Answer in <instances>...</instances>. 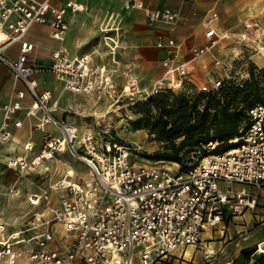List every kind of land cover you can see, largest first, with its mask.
<instances>
[{"label":"built area","instance_id":"built-area-1","mask_svg":"<svg viewBox=\"0 0 264 264\" xmlns=\"http://www.w3.org/2000/svg\"><path fill=\"white\" fill-rule=\"evenodd\" d=\"M124 7L142 11L149 21H172L177 17L170 8L150 9L144 0H124ZM82 9L83 5L73 0L62 6L52 0H0V66L11 70L24 85L14 99L0 103L4 111L0 150L13 137L14 130L22 126L17 112L28 93L32 99L28 115L36 118L30 125L45 133L43 147L32 159L11 157L9 166L32 172L56 153H69L85 165L89 174V178L78 172L69 176L62 166L50 189L28 195L32 205L45 203L46 211L34 212L27 227L9 233L0 221V263L6 260V264H25L21 260L27 258V264H155L168 254L197 245L203 231L216 226L226 214L255 207L259 191L264 190V101L247 109L249 121L240 127L241 135L234 146L191 160L176 171L163 160H138V149L113 135L116 126L109 109L93 115L94 127L84 131L56 117L57 102L52 100L51 91L39 89L37 75L47 69L28 60L34 44L26 34L34 23H49L50 36L62 41L68 29L66 14ZM217 19V12L204 18L207 42L193 49V60L216 46L220 38ZM248 24L247 27H257L256 23ZM15 43L20 44L19 54L7 55ZM159 45L168 48V57L163 60L164 80L153 86L151 94L161 92L163 85L175 91L183 89L192 61L175 60L181 43L174 39ZM52 57L49 71L68 90L95 92L99 98L107 95L114 100L111 107L120 103L124 95L133 98L139 92L136 78L119 88L104 66L92 63L89 53L69 56L57 47ZM213 62L220 65L216 57ZM224 82L222 78H211L202 90H218ZM124 115L128 116L126 112ZM49 125L60 134L52 133ZM217 144L212 141L202 147L214 149ZM25 149L32 151L33 144H26ZM10 192L20 191L14 184ZM42 225L46 227L40 229ZM60 233L66 237L64 246L57 243Z\"/></svg>","mask_w":264,"mask_h":264},{"label":"crops","instance_id":"crops-1","mask_svg":"<svg viewBox=\"0 0 264 264\" xmlns=\"http://www.w3.org/2000/svg\"><path fill=\"white\" fill-rule=\"evenodd\" d=\"M66 1L68 0H52L56 6H62ZM73 1L81 3L83 9L77 12L69 11L66 14L68 29L62 41L50 36L49 23H34L29 28L26 38L34 44V48L28 54V60L34 65L39 67L51 65L52 51L62 47L69 56L91 54L92 63L104 66L119 88H123L130 78H136L139 91L142 86L146 87L145 89H152L164 76L163 60L168 57V48L159 44L166 45L169 39H174L181 43L175 60L193 62V49L207 42L203 20L211 12H217L218 19L215 26L220 38L212 51L205 55L209 64L212 65L213 57H216L221 64L222 53L228 57L239 48L243 58L264 67V52H252L248 47H244L245 51H243V46L240 45V34L250 29L246 26L248 23V25L250 22L256 23L257 31L264 30V0H144L152 10L170 8L177 14L172 21L165 19L149 21L142 11L126 9L124 0H84L85 5L80 0ZM116 24L119 30L113 29ZM104 35H108L110 39L106 40ZM19 49L20 44L15 43L6 54L16 57ZM195 60L196 70H191L189 76L197 85L212 78L210 72L212 69L208 73L205 72L200 58ZM211 67L214 69V66ZM48 77L55 79L54 87L49 85ZM37 78L39 89L50 90L52 100L57 102L55 116L74 123L79 131L93 128L94 121L89 123L93 119L92 116L108 110L98 112L96 105L102 103V97L99 98L95 92L78 93L66 89L52 71H41ZM23 88L24 85L15 78L11 70L0 66L1 104L14 99L16 91ZM21 102L22 108L17 112V117L22 120V126L14 130L13 137L4 142L0 150V221L5 223L7 233L22 230L30 224L34 212L47 210L45 203L32 205L29 202L27 205V201L26 203L21 201L24 194L27 200L30 194L24 191L47 190V182L43 181L36 185L29 177L21 176V174L26 176L30 172L24 173V170H15L8 165L11 157L27 156L32 159L40 152L44 143L45 133L30 125L36 120L35 117L28 115L29 105L32 102L30 95L27 93ZM3 118L4 111L0 109V125ZM48 129L56 135L60 134L52 125H49ZM26 143L33 144L32 151L25 149ZM62 154L56 153L52 158L45 160L43 162L45 166L38 168L39 174L43 177V173L48 170L46 163L49 161L53 164L50 171L57 175V169L61 170L63 160L67 163L72 162L79 174H85L80 173L75 166L76 162L85 166L83 163L74 157L71 159L69 153H67L68 158L61 156ZM57 179L58 176L54 182ZM14 184L20 191L17 194L10 192V187ZM52 184L53 182H50L48 187ZM52 195L54 197L55 193ZM45 227L46 225H42L40 229ZM5 262L6 260H2L0 264H6ZM21 263L27 264L29 259L24 258Z\"/></svg>","mask_w":264,"mask_h":264},{"label":"rangeland","instance_id":"rangeland-1","mask_svg":"<svg viewBox=\"0 0 264 264\" xmlns=\"http://www.w3.org/2000/svg\"><path fill=\"white\" fill-rule=\"evenodd\" d=\"M80 1L84 3V0ZM257 27L251 26L248 31H242L240 34V45L243 46V51H245L244 47H248L252 52H264V30L257 31ZM240 51L238 48L228 57L222 53L221 62L224 65L220 64L216 66L214 62L210 65L206 56L201 57L200 60L205 72L208 73L212 69L210 71L212 78H222L225 81L233 80L241 87L246 82L252 80V73H254L256 78L260 80L258 92L255 93L254 99L259 98L264 100V67H260L250 60L243 58ZM195 61L192 62V65L194 64V68L191 69L192 71L196 70ZM211 66H214V69ZM42 67L49 71L51 65H43ZM163 80L164 78L162 77L157 83H161ZM48 83L52 87L56 85L53 77H48ZM205 84H210V79L206 80L205 83L196 85L190 80V76L188 75L183 89L175 91L163 85L161 92L151 94V88L145 89L146 87L144 88L142 86L141 91L135 94L133 98L124 95L121 102L114 104L112 107L111 104L114 100L107 95H102V103L96 105V108L98 112L101 110V112H105L106 109L111 111V119H114L116 126L113 135L121 139L124 143L136 147L138 151H136L135 155L138 160L148 161L149 163H157L163 160L172 170L176 171L181 166L185 167L191 160L197 161L206 155L224 151L226 149V143L219 144L214 149L205 146L189 150L188 146H182L184 137L177 138L174 141H165L161 136L152 132L147 127V122L162 115V99L159 97L160 94L166 95L173 102L182 101L188 96L193 97L192 99L195 100L199 94L206 93L202 90ZM252 99L253 96L250 98L249 103ZM132 100H137V104L131 103ZM196 100L199 102V106L203 107V101L201 100L200 102V99ZM249 103L244 101L243 106L247 107ZM125 112L128 116L124 115ZM94 119L95 117L89 123L91 124ZM238 137L232 139L231 142L235 143ZM68 155L71 156L70 154ZM68 155L67 153H63L61 156L67 157ZM72 158L73 156H71ZM62 162H64L62 166L66 170L65 163L67 161L63 160ZM67 164L73 166L70 161ZM46 165L48 170L43 173V177L42 174H39L38 169L30 172L26 176H23L24 174H21V176L22 178L29 177L36 185L46 181L47 189H50L48 187L49 183L54 182L57 175L53 174V171H50L53 164L47 161ZM43 166H45V163H41L39 168ZM75 166L80 173H85L84 176L86 177V167L77 162ZM57 170L61 171L60 169ZM23 172L27 173L26 171ZM62 174L65 175V173ZM24 192L33 193L38 191ZM21 201L25 203L27 201V205H29L25 194L21 197ZM59 230L62 231V228ZM57 240L59 245L62 244L64 246L66 244L64 234L62 235L60 233ZM263 242L264 190H260L255 207L246 209L239 214H226L223 220L216 226L208 227L203 231L201 241L197 245H188L183 249L168 254L155 264H264ZM259 247L261 250H259ZM210 250L215 251V253H211ZM186 251H189L191 254L186 256Z\"/></svg>","mask_w":264,"mask_h":264},{"label":"trees","instance_id":"trees-1","mask_svg":"<svg viewBox=\"0 0 264 264\" xmlns=\"http://www.w3.org/2000/svg\"><path fill=\"white\" fill-rule=\"evenodd\" d=\"M259 84L260 80L252 73V80L243 87L233 80L225 81L218 90L199 94L195 100L188 96L182 101L173 102L160 94L162 115L148 120L147 127L165 141L184 137L182 146H188L189 150L212 141H217V146L226 143L225 148L228 149L235 145L231 140L241 135L240 127L249 121L247 109L264 101L254 99ZM196 99L203 101V107ZM244 101L249 103L247 107L243 106Z\"/></svg>","mask_w":264,"mask_h":264},{"label":"bare ground","instance_id":"bare-ground-1","mask_svg":"<svg viewBox=\"0 0 264 264\" xmlns=\"http://www.w3.org/2000/svg\"><path fill=\"white\" fill-rule=\"evenodd\" d=\"M114 21H116V19H114ZM113 27H114L113 28L114 30H119V27L117 26V24L115 26H113ZM104 38L106 40H109L110 39V37L108 35H104ZM26 144H30V143H26ZM15 145L16 144H13V146H15ZM174 164H176V163H174ZM65 166H66V170L65 171H66L67 175H69V176H75V174H76L75 168L73 166L68 165L67 163H65ZM86 178H89V174H86ZM210 252L211 253H215V251H213V250H210ZM185 254H186V256H188L191 253L189 251H186Z\"/></svg>","mask_w":264,"mask_h":264}]
</instances>
